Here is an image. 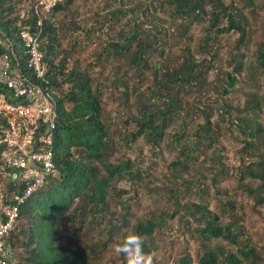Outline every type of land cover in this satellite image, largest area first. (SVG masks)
Returning <instances> with one entry per match:
<instances>
[{
	"label": "trees",
	"instance_id": "16d2710c",
	"mask_svg": "<svg viewBox=\"0 0 264 264\" xmlns=\"http://www.w3.org/2000/svg\"><path fill=\"white\" fill-rule=\"evenodd\" d=\"M72 1L75 0L58 4L52 10L53 18L59 13H68ZM238 1L245 2L247 8L252 7V0ZM124 2L120 0L119 5ZM205 3L210 5L209 12H205ZM7 4V1L0 0V43L7 42L13 50H17L16 25H29L33 31L36 20L28 14L23 20L3 21L4 12L7 15L12 13ZM150 9H159L166 14L167 19H158ZM157 9L151 6L141 12V17L149 16L158 34L162 33L161 24L163 28L166 24L175 27L172 34L164 35L166 41L162 42V47L169 40L172 44L182 43L187 26L205 22L207 30L214 31L204 39L205 48L207 42L213 46L218 36L230 32L238 35V46H243L247 21L232 4L225 6L221 0H160ZM135 12L134 9H116L107 14V19H103V26L106 23L111 24L112 29L117 26L119 32L101 46L99 54L93 55L96 66L101 68V74L108 73L102 76L100 83L75 67L65 72V56L57 62L55 60L58 56L57 31L43 20L40 48L51 73L45 82L57 94L51 97L56 112L53 136L55 172L43 190L20 208L18 224L9 239L12 259L16 264H100L112 238L119 234L123 236V230L139 234L143 238V251L150 254L156 249L154 232L182 211L197 222L193 231L198 235L201 251L197 253L195 264H262L264 245L255 248L245 238L241 216L234 210L241 207L230 200L219 201L215 206L220 208L219 216L208 208L207 203H203L207 196L202 184L196 186L204 175L195 164L208 151L211 152L205 176L209 178L210 185L215 186L218 180L229 176L219 156L218 124L213 126L210 123V111L205 107L203 109L206 112L196 109L203 116V124L198 125L193 132L195 141L192 145L184 143V120L192 108L180 95L189 93L186 89L192 88L208 67L202 72L203 66L195 63L191 48L184 45L180 50L182 61L178 68L169 69L168 66L171 56L175 55L174 50L178 48L172 46L173 51L168 55V60L158 70L151 59L155 54L163 58L164 51H160L155 44L156 35L150 33L154 26L150 25L149 30L143 29L134 19L135 23L128 28L123 25L120 27L119 21L115 19L116 16L133 15ZM222 22L224 26L219 27ZM96 31H100V28L97 27ZM206 50L213 52L214 48ZM5 53L0 44V55ZM254 57L258 68L264 71V45L257 47ZM238 71L239 67H236L235 72ZM226 76L227 87L232 88L236 84L235 77ZM136 84H145V87L140 89ZM110 87L119 93L116 100L118 108L134 109L136 113L128 115L127 121L121 122L125 127L123 135L119 128H113L102 101L103 89ZM222 93L226 95L227 91L223 90ZM248 97L243 110H235L239 115L233 118L228 114L226 116L228 126L234 127L242 136L240 155L247 159L251 156L257 158L239 170V176L242 180L248 178L249 183L241 188L248 196H254V203L260 205L264 201V142L260 140L263 151H259L262 147L250 144L249 139H256L262 133L257 114L261 113V101L264 98L258 99L256 95ZM170 130H174V145L170 148L178 152L179 159L168 166V173L162 179L144 177L143 171L134 167L131 158L115 159L121 146L128 149L138 141L151 150H157L154 156L158 157L162 154L161 149L168 145ZM116 135L118 137L115 140ZM255 183L257 185L252 188ZM120 186H128V189ZM137 189L148 198L166 201L168 206L157 214L151 210L144 216H135L130 201L135 207L139 206ZM131 192L133 197H130ZM187 194L196 196L200 202L187 201L179 205V200ZM131 218L135 219L134 224ZM220 240L235 247L234 252L221 246L218 243ZM120 258L121 262L114 261L112 264H126L122 255ZM177 263L191 264L189 253H185Z\"/></svg>",
	"mask_w": 264,
	"mask_h": 264
},
{
	"label": "rangeland",
	"instance_id": "374dc122",
	"mask_svg": "<svg viewBox=\"0 0 264 264\" xmlns=\"http://www.w3.org/2000/svg\"><path fill=\"white\" fill-rule=\"evenodd\" d=\"M5 1L11 7L12 13L7 15L4 12L2 19L3 21H12L13 19H20L22 16L28 15V11L35 0ZM158 1L160 0H125L122 5H119L120 0L72 1L68 9L69 12L59 13L54 19L53 27L57 31L58 37L56 43L58 46L56 50L58 54L55 58L56 62L62 56H65V72L75 67L85 71L88 76L100 83L102 76L108 73L101 74V68L96 66L93 55L99 54L101 46L108 43L110 37H114L119 32L117 26H114L115 29H112L111 24L108 23L103 26V19H107V14L114 12L116 9H134L136 12L133 15L116 16L115 19L119 21L120 27L123 25L128 28L135 23L134 19H137L139 27L149 30L151 29L150 25L154 26L155 23L149 16L147 18L141 17V12H144L146 9L148 10L151 6L157 9ZM221 2L225 6L232 4L236 10L242 12L247 21L246 38L241 48L237 43L238 35L230 32L218 36L216 41L213 42V46L210 42H207L206 48H214L213 52L207 51L204 47V39L213 34L214 31L209 32L207 30L206 22L199 25L191 24L187 26L185 39L182 43L176 42L179 44H172L169 40L162 47V42L166 41L164 40V35L168 36L172 34L175 27L166 24L165 28H163L164 25L161 24L159 26L162 33H156L157 27L155 28V26L150 30V33L156 35L155 44L160 51H164L163 58L159 54H155L151 61L156 65L158 70L161 69L163 62L168 60V55L173 51L172 46H178L174 50L175 55L171 56V61L168 62L169 69L178 68L182 61L180 50H182L184 45H187L192 50L195 63L203 66L202 72L208 67L203 77L193 84V87L196 88H187L186 90L189 93L183 92L180 95L192 108L191 111L190 109L188 110V117L184 120L185 125L183 127L186 129V140L184 143L192 145L195 141L193 132L198 125L203 124V116L196 109L205 111L203 109L205 107L206 110L210 111V123L213 126L218 124V131L220 133L218 139L219 156L222 158L221 163L226 167L229 176L226 179L218 180L215 186L210 185L209 178L205 176L207 172L205 169L209 166L207 159L210 157L211 152L208 151L205 152L204 158L200 157L195 164L199 172L204 175V178L196 186L202 184V190H204L207 196L204 198L203 203H207L208 208L219 216H221L219 214L220 208L215 207L219 201L230 200L236 206L239 205L241 208H234V210L238 216H241L244 236L250 240L253 247L259 248L264 245V201L260 205L255 204L254 196H248L245 190L241 188L243 185L249 183L248 178L246 177L242 180L239 176V170L243 169L248 162L256 161L257 158L251 156V158L247 159L240 155L239 151L243 146L242 136L236 132L234 127L228 126L226 115L228 114L232 118L234 115H239L235 110H243L244 103L248 100L249 95H256L258 99L264 98V71L258 68L254 57L257 47L264 45V0H252V7L249 8L244 6L245 2H239L238 0H234V2H231V0H221ZM204 9L205 12H209L210 5L205 3ZM150 12L158 19H167L166 14L159 11V9L156 11L150 9ZM95 13L99 15L96 16ZM185 25L189 24L185 23ZM223 26L224 23L222 22L219 27ZM97 27L100 28V31H96ZM109 28H111V31ZM151 61L150 64H152ZM236 67H239L238 72H235ZM226 75H233L235 77L236 84L232 88L227 87ZM144 87L145 84L144 86L142 84L137 85V88L140 89ZM103 90L102 101L106 105V112L114 125L113 128H119L122 134L125 127L121 122L127 121L128 115H136V113L134 109L124 110L118 108L116 101L119 95L118 91H115L112 87ZM223 90L227 91L226 95L222 93ZM261 102V113L257 114V123L262 129V133L256 139H249L250 144L262 147L259 148V151H263L260 140L264 142V101ZM197 104L200 106H197ZM241 115L244 116V114ZM220 120H222L221 123L219 122ZM173 131L170 130L168 132L170 134L167 141L168 145L161 149L160 152L162 154L158 157L154 156L157 150H151L143 145L141 141H138L128 149L121 146L119 154L115 156V159L131 158L134 167L141 169L144 177L162 179L168 173V166L179 159L178 152H174L170 148L174 145V139L172 138ZM117 137L116 135L115 140ZM256 185L255 183L251 187L254 188ZM123 188L128 189V186H124ZM138 190L136 192H138L139 206L135 207L134 203L130 201L131 210L135 216H144L151 210H154L157 214L161 209L168 206L166 201L148 198L146 194H142ZM130 197H133V192L130 193ZM187 201L200 202L197 201L196 196L187 194L179 200V205L185 204ZM131 220L132 224H134L135 219L131 218ZM186 221L189 223L186 224ZM196 224L197 222L193 221L189 215H185L184 212L180 211L179 215L172 220H168L160 230L154 232V242L156 245V249L153 251L155 253L154 264H179L177 263L178 259L182 258L185 253H189L191 264H195L197 253L201 251L199 241L197 240L198 235L193 231ZM129 233V230H123V236L119 234L112 238L102 255L100 264H112L114 261L118 263L122 261L120 255H117L113 251V246ZM218 243L234 252L235 247H231L221 240ZM262 264H264V257Z\"/></svg>",
	"mask_w": 264,
	"mask_h": 264
},
{
	"label": "built area",
	"instance_id": "2783aa9c",
	"mask_svg": "<svg viewBox=\"0 0 264 264\" xmlns=\"http://www.w3.org/2000/svg\"><path fill=\"white\" fill-rule=\"evenodd\" d=\"M64 2L36 0L28 14L37 30L17 24V50L0 43L6 51L0 55V264H16L9 239L20 208L55 172L56 112L51 97L57 94L45 82L51 73L40 48V29L43 20L53 27L52 10Z\"/></svg>",
	"mask_w": 264,
	"mask_h": 264
},
{
	"label": "clouds",
	"instance_id": "9594fccd",
	"mask_svg": "<svg viewBox=\"0 0 264 264\" xmlns=\"http://www.w3.org/2000/svg\"><path fill=\"white\" fill-rule=\"evenodd\" d=\"M117 255L125 258L126 264H154L155 253L143 251V238L139 234L129 233L113 246Z\"/></svg>",
	"mask_w": 264,
	"mask_h": 264
}]
</instances>
